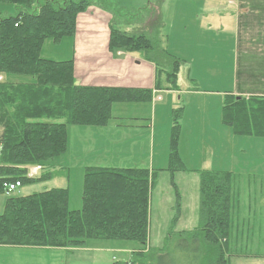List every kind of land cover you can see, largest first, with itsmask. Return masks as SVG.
Instances as JSON below:
<instances>
[{"label": "trees", "instance_id": "obj_1", "mask_svg": "<svg viewBox=\"0 0 264 264\" xmlns=\"http://www.w3.org/2000/svg\"><path fill=\"white\" fill-rule=\"evenodd\" d=\"M92 5L110 15V52H139L155 65L154 88L78 85L72 59L43 55L47 40L73 37L77 15ZM143 12L118 7L112 0H0V196L4 195V183H40L63 170L55 164L68 148L69 126H105L112 118L113 104L151 102L153 89H178L177 74L183 60L161 45L159 11L150 7ZM137 13L147 15L144 17L150 22L145 28ZM131 23L137 27L127 28ZM221 110L223 123L231 126L233 133L264 134V97L227 93ZM178 129L173 118L170 160L181 167ZM33 166H40L42 172L28 177V168ZM197 172L200 226L189 237L205 257L200 264H234L232 258H251L227 252L230 173ZM156 175L153 169L143 167H85L78 209L68 207L66 187L9 195L0 211V245L73 250L87 247L92 240H126L135 242L140 253L147 245L149 195Z\"/></svg>", "mask_w": 264, "mask_h": 264}, {"label": "rangeland", "instance_id": "obj_2", "mask_svg": "<svg viewBox=\"0 0 264 264\" xmlns=\"http://www.w3.org/2000/svg\"><path fill=\"white\" fill-rule=\"evenodd\" d=\"M112 1L118 7H122L120 5L122 0ZM131 2L135 3V0H131ZM126 8L128 7L126 6ZM221 10L223 14H228L224 16L223 31L219 36L216 37L215 29L205 31L191 30L187 31L186 34L179 35L175 45L176 54L179 55H177L178 58L185 60L182 62L177 74V86L181 91V96L178 100L179 104L188 101L185 94L189 89L193 91L228 90L236 79V74L232 67L236 32L229 18L230 8L227 5H223ZM142 13L144 12L142 11ZM145 15L136 14L138 18H141L139 23L142 28H145L143 26L150 22L148 17H144ZM167 17L168 15L165 13L163 28L159 29L157 33L163 48L169 46L170 39H173L175 44L176 39V37H173L176 31L173 33L169 29L166 21ZM130 20L137 21L136 17H130ZM131 24L127 28L137 27L136 24ZM118 27L121 28L120 26ZM70 51L71 44L67 38L60 40L59 44L47 40L42 48L43 55L54 60L70 59ZM161 95L163 100L157 103L156 109L154 102L113 105V121L122 120V123H124V120L136 116L141 119L142 125H144L138 129L140 131L133 132L135 127H126L125 131L122 129V132L119 131L120 134L116 136L113 135L112 130L105 128V126H69L70 151L59 158L60 162L64 160L62 172H67L69 177L66 179L63 173L56 172L48 183L49 186H66L69 191L68 207L70 209H78L81 206L80 197L84 160L92 152L96 151L92 144L93 140L91 139L90 142L89 138L95 137L96 141L100 142L97 149V151H100L97 156L99 157V162H104L103 160H107L106 157L109 156V162L117 164L116 166L124 168L138 166L148 168L149 171L153 169L157 173V177L149 195L148 239L145 248L140 249V253H137L139 246L133 241L126 240H92L87 245V248L42 250L46 253H39L40 251L37 250L15 252L14 250L16 249L0 248V264H55L52 262L54 258L56 264H58L57 259H60L62 264H112L115 261H128V264L130 261H132L130 264H140L142 261L147 264L202 263L205 257L203 258V255L198 253L191 245L189 237V233L194 232L200 226L201 216L199 174L196 171L193 173L189 169L196 168V166L198 168L203 165V162L204 166H206L208 162L207 154L203 143L198 139V135H189L187 133L185 138L181 140V154H178V150L177 154L184 167L188 169H183V172H176V170L180 169V165L170 160L171 137L169 138L165 124L167 114L169 115L170 113L171 120L174 118L172 112L167 109L169 106L171 108L174 106L171 105L169 98L167 99V95L163 93ZM177 97L178 95L175 94L174 102L177 101ZM196 102L201 103L200 100H196ZM182 125L184 127L188 126L185 123ZM133 134L136 136H133ZM97 136L100 137L97 138ZM132 136L133 143H135L134 150L131 148L124 149L122 153V148L114 149L115 144L124 143L125 140H130ZM189 136L190 140L188 139ZM220 159L219 152H217L215 157L216 164H222ZM104 164H107L106 161ZM41 186L46 185H21L15 192L25 193L26 190L30 189L36 192L44 188H41ZM255 193L257 195L255 199L258 201L264 196L263 189H258ZM246 201L247 190H242L239 202L240 216H243L246 211ZM260 202L263 203L262 199ZM253 203L254 201H252ZM254 204L257 209V203ZM261 206L264 207L263 204ZM232 224L235 226V223ZM262 226H264V222L260 223L261 229L259 230V225L256 222L253 229H248V223H238V228L236 229L238 233L235 234L234 232L233 236L231 235L232 241L230 239V244L231 242L234 244L235 236L237 237V247L230 248L229 253L247 254L249 251L247 246L248 239H251L250 244L251 241L255 244L257 233L264 231ZM182 245H186V247ZM254 247L255 245L251 249L262 251V242H260L259 247ZM232 262L234 264H264V259L247 257L243 260L240 258L233 260L232 258Z\"/></svg>", "mask_w": 264, "mask_h": 264}, {"label": "crops", "instance_id": "obj_3", "mask_svg": "<svg viewBox=\"0 0 264 264\" xmlns=\"http://www.w3.org/2000/svg\"><path fill=\"white\" fill-rule=\"evenodd\" d=\"M120 5L124 8L127 6L128 8L126 9L128 10L135 11H143L145 8L150 7L152 10L156 9L159 11V14L161 13L159 16L162 25L164 24V14L166 13L168 15L166 21L169 29H171L173 33L176 31L173 34V37H176L175 44L174 40L170 39V44L166 49L176 57L179 55L176 54L175 45L180 34H186L187 31L191 30L205 31L208 29H215L216 37L219 36L223 31L224 16L228 14H223L221 7L227 5V7L230 8L229 18L236 32L235 43L233 45L235 50L232 66L236 74V79L233 81L232 86L228 90L193 91L189 89L185 94L188 101L183 104H179L178 102L181 96V91L179 89H153L154 92L151 101L154 102V107L156 109L157 103L163 100V96L161 95L163 93L167 95V99L169 98L168 100L171 102V105L174 106V109L170 106L167 109L172 112L179 125L178 154H181V140L185 138L187 133H189V135H198V139L203 143V147L207 154L205 155L208 159L207 165L204 166L203 162V165L198 168L197 166L196 168H191L189 169L190 171L194 173L195 171L197 172L204 169L205 171H227L230 173L231 229L227 249V252H229L230 248L237 247V237L235 236L234 244L232 242L230 244V239L232 241L231 235L233 236L234 232L235 234L238 233V231L236 232L238 223L246 222L248 223V229H253L254 223L257 222L259 225L258 229L260 230V223L264 222V207L261 206V204L264 206V196L260 198L263 203L255 199L257 196L255 191L258 189L264 190V134L259 136H243L233 133L231 126L223 123L221 110L224 96L227 93L235 96H243L245 98L250 96L264 97V0H135V3H132L131 0H122ZM7 10L12 12L11 7H7ZM109 19L110 15L96 5L90 6L86 11L77 15L75 33L73 37H67L71 44L69 58L73 60L74 64L75 83L78 85L90 86L154 88L156 67L152 62L144 59L139 52L128 53L118 51L113 54L109 51ZM199 34L201 35V33ZM59 42L60 41H57L56 43L59 44ZM182 60L185 61L184 59ZM175 94L178 95L176 102H174ZM196 100H200L201 103L196 102ZM113 119L112 117L108 121L105 128L112 130L113 135L116 136L120 134L119 131L122 132V129L125 131L126 127H135L133 132H137L140 131L138 129L144 126L142 125L141 119L136 116L124 120V123H122V120L113 121ZM165 122L166 130L170 138L171 127L173 125V118L172 120L170 119V113L166 115ZM184 123L188 126L184 127L182 125ZM77 130L80 131L81 129ZM100 136H97V138ZM133 136L136 135L133 134ZM133 136L130 140H125L124 143L115 144L114 149L122 148V153L124 149L131 148L134 150L135 143H133ZM95 138H89V141L91 142V139L93 140L92 144L96 151L92 152L91 155L84 160L85 164L82 169L84 170L85 167L88 166L124 168L122 166H116L117 164H111V162H109V156L106 157L107 160H103L104 162H99V157L97 156L100 151H97V149L99 148L100 142L96 141ZM188 139L190 140V136ZM131 143L133 144L130 146ZM69 151L70 140L68 129V148L65 153ZM217 152H219L222 164H216L215 162ZM105 161L107 164H104ZM55 165H57L56 167L63 166L64 160ZM181 167H179L180 169L176 170V172H183L188 169L184 167L183 163ZM40 172L42 171L39 170L36 176H39ZM58 173L63 172L61 170ZM63 174L66 179H68V173L65 172ZM51 180V178L45 179L43 182L29 185H46L41 186V188L44 187L42 190L59 187L49 186L48 183ZM16 190L17 188L15 191ZM242 190H247V201L245 205L246 211L243 216H240L239 202ZM15 191L11 194L4 193L3 196H0V211L3 208L5 197L9 195L25 196L34 193L31 189L26 190L25 193ZM252 201L257 203V209L255 208V204H252ZM232 223H235V226ZM262 230L264 229L262 228ZM255 238V244H253L252 241L250 244L251 239H248L247 246L249 251L247 254L253 259H264V231L262 233L258 232ZM260 242H262L263 245L262 251L252 250L254 245V248L259 247ZM0 248H9L10 250L16 249L14 250L15 252L37 250L40 251L39 253H46L42 250H58L49 247L1 245ZM251 255H257L258 257H252ZM57 260L58 264H62L60 259ZM52 262L56 264L55 258Z\"/></svg>", "mask_w": 264, "mask_h": 264}, {"label": "built area", "instance_id": "obj_4", "mask_svg": "<svg viewBox=\"0 0 264 264\" xmlns=\"http://www.w3.org/2000/svg\"><path fill=\"white\" fill-rule=\"evenodd\" d=\"M1 78V77H0ZM32 173L30 172V175ZM20 182L19 181H15V182H11V183H4L3 184V188L6 192H11L13 191L16 187L20 186Z\"/></svg>", "mask_w": 264, "mask_h": 264}]
</instances>
